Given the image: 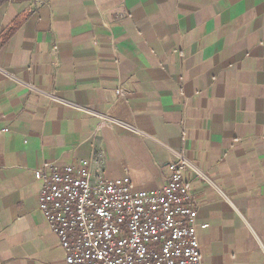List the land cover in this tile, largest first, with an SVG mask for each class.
<instances>
[{"label": "crops", "instance_id": "0c3cea01", "mask_svg": "<svg viewBox=\"0 0 264 264\" xmlns=\"http://www.w3.org/2000/svg\"><path fill=\"white\" fill-rule=\"evenodd\" d=\"M179 158L202 264H264V0L0 5V264H64L44 164L154 191Z\"/></svg>", "mask_w": 264, "mask_h": 264}, {"label": "built area", "instance_id": "2783aa9c", "mask_svg": "<svg viewBox=\"0 0 264 264\" xmlns=\"http://www.w3.org/2000/svg\"><path fill=\"white\" fill-rule=\"evenodd\" d=\"M93 161L34 173L38 209L64 264H202L197 231L208 224L197 222L183 158L168 164L154 191L133 190L128 176L107 179Z\"/></svg>", "mask_w": 264, "mask_h": 264}, {"label": "trees", "instance_id": "16d2710c", "mask_svg": "<svg viewBox=\"0 0 264 264\" xmlns=\"http://www.w3.org/2000/svg\"><path fill=\"white\" fill-rule=\"evenodd\" d=\"M6 1H7V0H0V5H1L2 3L6 2ZM8 38H9V35L4 39V41L2 42V44L5 43V42L7 41Z\"/></svg>", "mask_w": 264, "mask_h": 264}]
</instances>
